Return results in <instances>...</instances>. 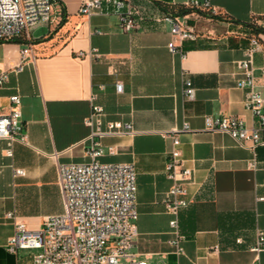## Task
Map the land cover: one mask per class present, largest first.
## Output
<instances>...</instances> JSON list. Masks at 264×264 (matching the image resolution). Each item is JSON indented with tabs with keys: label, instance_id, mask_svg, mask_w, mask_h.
I'll return each instance as SVG.
<instances>
[{
	"label": "crops",
	"instance_id": "0c3cea01",
	"mask_svg": "<svg viewBox=\"0 0 264 264\" xmlns=\"http://www.w3.org/2000/svg\"><path fill=\"white\" fill-rule=\"evenodd\" d=\"M84 1L59 0L56 19L22 37L32 42L36 58L19 72L12 67L23 44L0 42V72L10 70L0 87V114L10 111L11 95L19 93L27 136L26 143L15 142L13 155L0 138V264H35V250H8L15 223L9 212L39 229L45 218L65 211L59 164L91 159L86 149L92 130L85 121L96 91L105 121L132 122L135 130L103 137L106 152L99 157L135 165V257L151 264H264V250L251 249L257 230H264V145L257 147L259 164L253 168L249 148L227 132L208 129L205 121L207 115H235L255 125L237 80L243 74L239 61L250 38L258 36L262 49L255 66L264 95V32L253 29L264 27V0H210L211 10L189 13H181L184 0H133L144 19L131 33L114 13L81 14ZM166 11L196 35L180 43L181 53L168 48L171 25L159 20ZM186 78L196 87L192 100L185 97ZM170 131L181 139L182 158L194 169L191 201L179 216L182 253L171 244L173 214L164 202L174 184L167 173ZM109 146L116 152H108Z\"/></svg>",
	"mask_w": 264,
	"mask_h": 264
},
{
	"label": "built area",
	"instance_id": "2783aa9c",
	"mask_svg": "<svg viewBox=\"0 0 264 264\" xmlns=\"http://www.w3.org/2000/svg\"><path fill=\"white\" fill-rule=\"evenodd\" d=\"M59 0H0V42L13 40L28 34L38 24L50 23L56 19V5ZM183 6L190 9L211 10L210 0H184ZM79 11L88 16L114 13L125 32H134L142 26V17L133 0H85ZM160 21L171 25L172 40L169 50L181 53L180 43L195 39L194 31L183 26L176 15L166 11ZM262 49L258 36L250 38L245 56L239 61L243 74L237 80V87L245 90L244 104L255 119V125L247 126L235 115L205 117L207 128L229 133L240 146L253 152L251 167L257 168V147L264 145V95L258 86L255 54ZM91 52L81 51L80 55ZM31 41L22 46L19 61L12 69L19 72L25 63L34 60ZM264 73V68L262 69ZM10 70L0 72V87L9 78ZM184 90L187 100L196 95V87L186 78ZM123 83H116V91H123ZM100 90L104 86H100ZM10 111L0 114V138L7 141V153L13 155L15 142H27L25 125L22 121V98L19 93L10 97ZM99 92H94L92 110L86 118L91 134L86 149L88 161L62 162L59 164V180L62 187L65 211L45 218L39 229H30L24 221L17 220L15 212L8 216L15 220L14 234L8 241L9 251L35 250V264H151L138 260L132 252L136 235L139 210L137 206V172L132 162H102L99 157L106 152L102 138L110 135L133 134L132 122L105 121L106 111L98 102ZM189 124L184 129H189ZM172 139L169 151L168 176L174 180L165 197V205L173 218L170 221L175 237L171 244L176 251H184L183 235L180 231V212L190 204L188 186L192 183L194 169L185 164L181 152V139L175 131L167 132ZM108 152L115 153L116 146H109ZM17 173L24 174L23 169ZM251 249L257 253L264 250V230L258 229ZM252 264H260L258 261Z\"/></svg>",
	"mask_w": 264,
	"mask_h": 264
},
{
	"label": "trees",
	"instance_id": "16d2710c",
	"mask_svg": "<svg viewBox=\"0 0 264 264\" xmlns=\"http://www.w3.org/2000/svg\"><path fill=\"white\" fill-rule=\"evenodd\" d=\"M184 7V6H183ZM191 11L190 8H186L184 7L181 11V13H189ZM205 15H208L209 13L208 12H203ZM214 17H217V18H221L220 16H215V15H212ZM253 29L258 33V32H264V27H253ZM12 42H18V43H22L23 45L26 44V43H29L28 40H25L22 38V36L18 37V38H15L13 40H11Z\"/></svg>",
	"mask_w": 264,
	"mask_h": 264
},
{
	"label": "rangeland",
	"instance_id": "374dc122",
	"mask_svg": "<svg viewBox=\"0 0 264 264\" xmlns=\"http://www.w3.org/2000/svg\"><path fill=\"white\" fill-rule=\"evenodd\" d=\"M23 37V36H22Z\"/></svg>",
	"mask_w": 264,
	"mask_h": 264
}]
</instances>
